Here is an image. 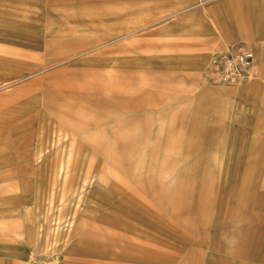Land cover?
Returning <instances> with one entry per match:
<instances>
[{"label":"rangeland","instance_id":"rangeland-1","mask_svg":"<svg viewBox=\"0 0 264 264\" xmlns=\"http://www.w3.org/2000/svg\"><path fill=\"white\" fill-rule=\"evenodd\" d=\"M56 252L264 264V0H0V264Z\"/></svg>","mask_w":264,"mask_h":264},{"label":"built area","instance_id":"built-area-1","mask_svg":"<svg viewBox=\"0 0 264 264\" xmlns=\"http://www.w3.org/2000/svg\"><path fill=\"white\" fill-rule=\"evenodd\" d=\"M257 53L252 48L229 47L214 52L209 61L213 80L223 85H240L250 78V72L257 64ZM60 253H53L52 258L44 257L34 264H58Z\"/></svg>","mask_w":264,"mask_h":264},{"label":"crops","instance_id":"crops-1","mask_svg":"<svg viewBox=\"0 0 264 264\" xmlns=\"http://www.w3.org/2000/svg\"><path fill=\"white\" fill-rule=\"evenodd\" d=\"M235 44H236V43H235ZM235 44H234V45H235ZM229 46H230V45H228V46H226L224 49H221V50H218V51L225 50V49L229 48ZM231 46H233V45H231ZM253 46H254V45H253ZM233 47H236V46H233ZM241 47L250 48V47H248L246 44H244L243 46L241 45ZM251 48L254 49L253 47H251ZM202 52H203V51H202ZM202 52H199L198 55H199V54H202ZM256 53H257V52H256ZM235 86H236V85H235ZM43 259H44V256H41V257L37 258L35 261H37V260L40 261V260H43Z\"/></svg>","mask_w":264,"mask_h":264}]
</instances>
